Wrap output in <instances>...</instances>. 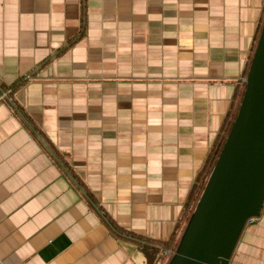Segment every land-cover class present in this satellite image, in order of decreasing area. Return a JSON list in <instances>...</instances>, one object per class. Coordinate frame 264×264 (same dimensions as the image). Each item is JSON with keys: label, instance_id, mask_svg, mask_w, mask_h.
<instances>
[{"label": "crops", "instance_id": "0c3cea01", "mask_svg": "<svg viewBox=\"0 0 264 264\" xmlns=\"http://www.w3.org/2000/svg\"><path fill=\"white\" fill-rule=\"evenodd\" d=\"M263 24L264 0H0V264L176 249ZM231 263L264 264V207Z\"/></svg>", "mask_w": 264, "mask_h": 264}, {"label": "water", "instance_id": "95a60500", "mask_svg": "<svg viewBox=\"0 0 264 264\" xmlns=\"http://www.w3.org/2000/svg\"><path fill=\"white\" fill-rule=\"evenodd\" d=\"M263 207L264 24L237 116L167 264L230 263L248 221Z\"/></svg>", "mask_w": 264, "mask_h": 264}, {"label": "trees", "instance_id": "16d2710c", "mask_svg": "<svg viewBox=\"0 0 264 264\" xmlns=\"http://www.w3.org/2000/svg\"><path fill=\"white\" fill-rule=\"evenodd\" d=\"M260 33H261V31H260ZM260 33H259V35H257V38H256L257 41L259 39ZM251 62H252V60H251ZM251 62L249 63V66H248L249 69H250ZM249 69H248V72H249ZM242 89L243 90H242V92L240 94L239 106L237 107L236 112H235V114H234V116H233V118H232V120H231V122H230V124L228 126V129L226 130V133L224 134V137H223L222 142L220 144V148H219V150L216 153L215 159L218 158V156L220 154V151H221V149H222V147H223V145L225 143L226 137L228 136V134L230 132V129H231L232 125H233V122H234V120H235V118L237 116V113H238V110H239V107H240V104H241V101H242V98L244 96V92H245V89H246V83H244V85L242 86ZM215 162H216V160H214V162L212 163V168L210 169V171L204 177V182H202V185L200 186V189H198L197 198H200V196L202 194V191H203V189H204V187H205V185L207 183V180H208V178L210 176V173H211V171H212V169H213V167L215 165ZM194 207H195V203H193V206H192V208L190 210L191 214H192V212L194 210ZM188 219L189 218L186 219V224L188 222L187 221ZM143 241H144L143 242V244H144L143 245V249L146 252V254L148 255V257H149V264H166L164 262L165 256L163 255V250L165 248H168V244L159 243V242H152V240H143Z\"/></svg>", "mask_w": 264, "mask_h": 264}, {"label": "built area", "instance_id": "2783aa9c", "mask_svg": "<svg viewBox=\"0 0 264 264\" xmlns=\"http://www.w3.org/2000/svg\"><path fill=\"white\" fill-rule=\"evenodd\" d=\"M246 79H244V83H246ZM12 93V90L11 89H4L2 90L1 92V95H0V99H4V98H7V99H10V100H13V98L10 96V94ZM255 218H252L250 219L248 222H252L254 221ZM176 249H173V248H169V249H164L163 250V255L165 256V259H164V262L167 264L168 261L170 260V258L172 257V255L174 254ZM228 264H232L231 262L228 263Z\"/></svg>", "mask_w": 264, "mask_h": 264}, {"label": "rangeland", "instance_id": "374dc122", "mask_svg": "<svg viewBox=\"0 0 264 264\" xmlns=\"http://www.w3.org/2000/svg\"><path fill=\"white\" fill-rule=\"evenodd\" d=\"M215 160H217V159H215ZM211 174V173H210ZM196 207V206H195ZM195 207H194V209H195ZM194 211V210H193ZM189 220V219H188Z\"/></svg>", "mask_w": 264, "mask_h": 264}]
</instances>
